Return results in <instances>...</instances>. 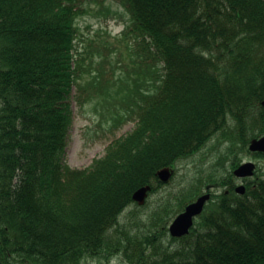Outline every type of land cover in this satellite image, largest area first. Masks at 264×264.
I'll use <instances>...</instances> for the list:
<instances>
[{
	"label": "trees",
	"instance_id": "1",
	"mask_svg": "<svg viewBox=\"0 0 264 264\" xmlns=\"http://www.w3.org/2000/svg\"><path fill=\"white\" fill-rule=\"evenodd\" d=\"M104 1L0 0V264H264V172L240 196L225 167L264 159L248 149L264 136V0H112L124 32L87 37ZM74 103L108 132L136 125L86 169L66 160ZM215 141L230 145L209 170L134 202ZM208 185L221 193L172 238Z\"/></svg>",
	"mask_w": 264,
	"mask_h": 264
},
{
	"label": "rangeland",
	"instance_id": "2",
	"mask_svg": "<svg viewBox=\"0 0 264 264\" xmlns=\"http://www.w3.org/2000/svg\"><path fill=\"white\" fill-rule=\"evenodd\" d=\"M89 9H91L90 12L79 22L83 33L87 37L96 34L99 30H108L112 35H118L124 30L129 18L126 10L111 0H105L103 3L92 2ZM74 108V125L71 131L70 144L67 148V163L73 168L85 169L89 167L95 159L104 155L106 148L115 138L126 135L135 128L134 124H129L120 129L115 135H109L105 133L106 130H101V128L106 127V124L104 122L101 123L96 114L88 112L81 116L77 112L76 106ZM98 124H102V127L98 126ZM212 145L215 146L217 144L212 143ZM229 145V143H225L219 146L217 152L223 154ZM214 160L215 158H212L211 154L208 156L207 151H203L198 156L195 155L190 161L182 163L178 168V173L182 175L188 170H193L196 168L195 165L198 168L209 167ZM252 161L259 163L264 170L263 159H254ZM177 181L178 179L175 182ZM174 185L175 183L162 190V192H166ZM121 263L120 260L112 264ZM90 264L98 263L91 262Z\"/></svg>",
	"mask_w": 264,
	"mask_h": 264
},
{
	"label": "water",
	"instance_id": "3",
	"mask_svg": "<svg viewBox=\"0 0 264 264\" xmlns=\"http://www.w3.org/2000/svg\"><path fill=\"white\" fill-rule=\"evenodd\" d=\"M252 152H262L264 153V137L259 140H253L250 146ZM256 169L255 164L248 163L241 166L236 172L238 177H251L254 175ZM160 179L163 182H168L171 177V172L169 170H164L159 175ZM150 191V188H144L138 191L134 195L135 201L140 204H144L147 194ZM238 193H245V187L241 186L237 189ZM211 196L206 195L201 197L196 203L191 204L187 207L185 213L180 215L171 227V234L173 237H183L190 233L191 228L194 225L195 217L201 215L204 211L206 203L210 200Z\"/></svg>",
	"mask_w": 264,
	"mask_h": 264
},
{
	"label": "flooded vegetation",
	"instance_id": "4",
	"mask_svg": "<svg viewBox=\"0 0 264 264\" xmlns=\"http://www.w3.org/2000/svg\"><path fill=\"white\" fill-rule=\"evenodd\" d=\"M247 184H251L250 180H248V179H238V181H237V186L238 185H245L247 187Z\"/></svg>",
	"mask_w": 264,
	"mask_h": 264
}]
</instances>
